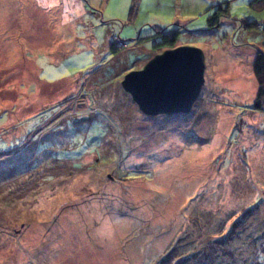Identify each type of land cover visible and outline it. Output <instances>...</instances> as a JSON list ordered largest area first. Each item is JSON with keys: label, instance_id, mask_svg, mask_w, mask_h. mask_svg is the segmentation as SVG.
I'll list each match as a JSON object with an SVG mask.
<instances>
[{"label": "rangeland", "instance_id": "374dc122", "mask_svg": "<svg viewBox=\"0 0 264 264\" xmlns=\"http://www.w3.org/2000/svg\"><path fill=\"white\" fill-rule=\"evenodd\" d=\"M161 34L203 51L204 84L149 117L120 81ZM256 49L264 0H0V264H158L229 215L257 228Z\"/></svg>", "mask_w": 264, "mask_h": 264}, {"label": "water", "instance_id": "95a60500", "mask_svg": "<svg viewBox=\"0 0 264 264\" xmlns=\"http://www.w3.org/2000/svg\"><path fill=\"white\" fill-rule=\"evenodd\" d=\"M204 72L201 49L177 46L155 54L141 69L126 74L120 86L146 116L185 114L202 90Z\"/></svg>", "mask_w": 264, "mask_h": 264}, {"label": "trees", "instance_id": "16d2710c", "mask_svg": "<svg viewBox=\"0 0 264 264\" xmlns=\"http://www.w3.org/2000/svg\"><path fill=\"white\" fill-rule=\"evenodd\" d=\"M222 15L214 12L210 16L209 29L218 26L219 17ZM161 36L153 43L154 49H170L176 46L175 34ZM252 72L257 90L251 109L264 113V51L260 49H256ZM249 211L241 212V216L231 223L229 229H225V225L232 218L231 215L221 222L222 225L214 233L204 234L199 239L194 238L189 254H185L183 246L177 240L158 264H264V215L258 219L257 228L252 229L247 220L253 217L256 210L247 215Z\"/></svg>", "mask_w": 264, "mask_h": 264}]
</instances>
